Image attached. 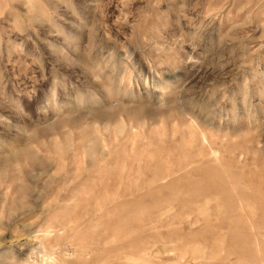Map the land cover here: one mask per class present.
I'll return each instance as SVG.
<instances>
[{
  "label": "rangeland",
  "instance_id": "374dc122",
  "mask_svg": "<svg viewBox=\"0 0 264 264\" xmlns=\"http://www.w3.org/2000/svg\"><path fill=\"white\" fill-rule=\"evenodd\" d=\"M0 264H264V0H0Z\"/></svg>",
  "mask_w": 264,
  "mask_h": 264
}]
</instances>
